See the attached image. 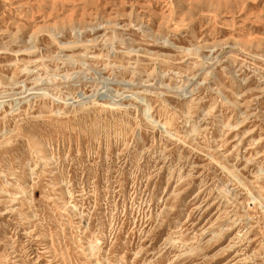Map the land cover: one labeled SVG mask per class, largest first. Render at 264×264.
Wrapping results in <instances>:
<instances>
[{
	"label": "rangeland",
	"instance_id": "rangeland-1",
	"mask_svg": "<svg viewBox=\"0 0 264 264\" xmlns=\"http://www.w3.org/2000/svg\"><path fill=\"white\" fill-rule=\"evenodd\" d=\"M0 264H264V0H0Z\"/></svg>",
	"mask_w": 264,
	"mask_h": 264
}]
</instances>
